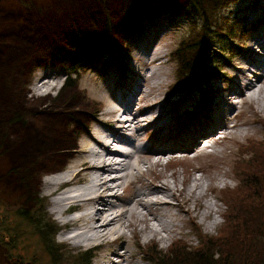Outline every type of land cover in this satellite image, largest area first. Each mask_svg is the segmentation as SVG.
Masks as SVG:
<instances>
[{
  "label": "rangeland",
  "instance_id": "1",
  "mask_svg": "<svg viewBox=\"0 0 264 264\" xmlns=\"http://www.w3.org/2000/svg\"><path fill=\"white\" fill-rule=\"evenodd\" d=\"M51 1L0 0V18H17L21 13L26 12L29 7L35 6L36 9L37 7L45 8ZM68 2L74 1L69 0ZM147 3L145 2L146 6L134 15L137 20L143 22L142 29H136L138 36H135L136 32L131 33L123 41V46H126L129 52L126 63L130 69L127 71L125 78L122 79L123 86L118 84V66L114 61L108 65H103V61L100 60L94 63L93 67L85 69L83 72L79 71L78 75H73L77 78L78 90L85 95V97H79V99H82L81 102L83 100L87 102L91 100L98 101L100 107L103 108V112H100V115L94 121H89L91 129L89 128L88 132L93 131L92 125L95 128L102 129L104 132L106 128L121 130L119 124L115 121V117L109 115L110 112H107L113 103L120 108V111L122 110V119L129 118L131 120L136 116L134 119L136 120V126L133 124L129 132L125 134L130 136L131 139H137L142 142L143 150H140V156L145 162H141L139 166L149 170L144 172L145 174L143 173L132 187L125 189V194L120 195L123 200L130 198L133 188L146 190V185H150L149 181L157 183L158 180L163 179H167L170 184H176L178 188L184 186L183 192L185 193V189L193 176L201 178L202 190H205L208 184H211L210 186L216 185V189L230 186V191L228 192L230 193L240 183L238 175L240 168L237 167L238 160L242 159L241 156L247 157L250 153H253L254 149L251 143L253 144L254 141L258 143V141L264 140V122H260V119L264 121V110H261L258 102L249 104L244 101V97L239 91V88L243 86L241 77L246 76L248 79L255 81L258 89L261 90L259 93L264 94V79L261 82L257 80L260 75L264 76V63L262 62L263 64L260 65L258 62L262 59L264 60V43L263 45L257 43L259 39L264 40V21L257 24L264 17V0H239L229 5L224 10V13L229 17V24L234 25L233 33L236 36L241 34V30L244 27L258 26L253 27L242 40L228 36L222 40L218 36V42L211 49V62L215 66L219 65L221 73L230 77V79H227L223 75V77L213 79L211 82L213 93L211 91L210 108L205 120H203V126L212 129L207 135L210 134L213 139H217L215 135L217 131L215 132V130H220V127L227 126L226 130L230 137L223 140L220 139L221 141L215 144L217 148H222L217 156H195L193 148L199 144L195 142V137L199 132L200 125L194 128V132L192 130L193 127L191 130L188 127L175 129V124L170 118L172 114H169L170 109L172 110L176 101L186 91L181 89L180 82L178 83V64L172 53L181 40L189 35L192 20H201L198 9L193 6L191 1L189 4V0H179L178 2L156 0ZM100 15L102 16L101 19L97 16V20L103 19V14ZM92 17L89 13L82 15V24L92 21ZM63 19V17H59L56 18V21ZM19 21L17 19V22ZM3 23L4 21L0 20V35L7 34V42H15L14 36L16 32L4 28L2 26ZM101 25V23H98L95 29H102ZM87 27L89 31L94 28L92 24H88ZM110 30L112 31L111 28ZM43 39L44 42L41 45L38 42L28 51L16 55L13 70L6 72L7 68H4L0 76L1 80H11L8 83L9 86L14 85L13 77L20 81L21 86H23L21 88L26 92L25 99L27 100L28 97L34 108L36 107V98H44L48 94L56 95L67 76V71L59 63L57 55L52 53L47 41L48 39L52 40L53 37H49V34H47L43 36ZM8 47L9 45H5L0 48V54H4ZM159 48H161L159 55H162L153 60L152 56ZM241 48L244 50L242 51ZM247 52L250 53L247 55ZM66 57L67 59L72 58L71 55ZM45 59L48 64L44 67H37V64ZM253 61L257 62L253 64ZM153 72L156 76L160 75L158 80L161 83L158 86L153 85V82L157 81L151 78ZM10 76L12 77L8 78ZM60 78L64 80L58 86L56 82ZM240 79L242 80V85L236 82H240ZM47 80L55 83L49 89L42 85ZM39 84L42 91L37 92L35 86ZM14 90L18 92L21 89L15 86ZM231 94H233L232 98L234 99L233 102H235L233 107L229 106L231 105V100H233L231 97L227 99L228 103H224L225 97L231 96ZM192 96L196 100L201 98L199 90L197 91L196 89L193 90ZM256 97H258V94ZM257 99L260 100L259 98ZM126 101H128V104L125 106L124 103ZM261 102L264 104V100ZM193 104L194 100L190 98L187 106L192 108ZM71 111L72 109H69L64 112L71 114ZM232 115H236L235 118H231V120L225 119L226 116ZM72 121L74 120L72 119ZM74 122L68 123L71 128L75 126ZM206 122L209 124L206 125ZM233 124H236L234 128L231 127ZM159 129H162V131L156 136L155 132ZM237 130L241 134H235ZM181 139L183 141H180ZM247 143L250 145L251 152L239 151L240 146L242 145L241 147H243ZM144 145L148 147L144 148ZM169 145L175 146L176 150L172 154L178 153L175 155V158L178 159L171 162V159L166 156L162 160V165L150 167V160L146 161L149 159L150 150L156 147H168ZM112 147L115 148L116 146L112 145ZM0 154V264H53L50 255L43 247L39 234L36 233L28 220L20 215V208L23 206L26 194L20 189L17 190L18 188H16L14 183L6 181L3 174L8 170L10 171L13 165L9 159L10 156L6 154V149L2 146H0ZM75 158H70L65 168H70ZM146 165L150 168H147ZM196 166L203 167V172L193 173ZM219 167H221V171ZM222 170H225L227 174L221 176ZM45 177L46 174L43 173L40 196L41 198L43 197L45 202V212L58 225L55 238L59 247L63 248L61 254H59L58 264H79L75 258L83 250L91 251L93 256L90 264H103V261L109 259L108 254L114 251L116 247L117 251L126 254L129 264H133L136 261L140 264H156V261L150 258V255L148 259L143 249L146 251L149 246L156 244L159 246H157V251L163 253L158 256L167 257L164 254H167L170 244L175 239L188 241L189 247L198 245L201 242L199 238L200 231L210 235L218 234L221 225H224V215L228 210L226 202L223 200V193L227 190L220 192V190L209 188L208 195L211 199H205L214 208L211 215L203 218L202 213L204 210L202 206L198 216H196L195 211L192 210V203L189 204L190 213H186L183 209L177 207H165L161 223L153 220L152 225L150 224L153 228L159 230L158 236H155L152 241V237L145 238L141 235L137 237L131 226H128L125 227L124 237L114 243H104L98 247H92L91 244L76 245L72 235L79 229L64 225L62 218L64 219V217L71 215L73 211L78 209H75L76 207L71 208L68 212L62 214L61 217L58 216L52 208L53 197L44 191L45 180H42ZM122 190L123 188L121 187L118 189L120 194ZM234 195L239 199L240 194L238 192ZM148 215L150 216V213ZM213 220L215 222L211 224ZM141 226L145 227L144 224H141ZM166 228L170 230H166ZM62 235H65L66 239ZM138 242L142 245V248ZM135 254L136 261H134ZM115 259L121 260L119 257H115ZM122 262L125 263L126 261Z\"/></svg>",
  "mask_w": 264,
  "mask_h": 264
},
{
  "label": "trees",
  "instance_id": "2",
  "mask_svg": "<svg viewBox=\"0 0 264 264\" xmlns=\"http://www.w3.org/2000/svg\"><path fill=\"white\" fill-rule=\"evenodd\" d=\"M68 1L52 0L45 8L29 7L17 18H0L4 21V28L16 32L15 42L10 43L7 42V34L0 35V48L9 45L6 52L0 54V76L4 68H7L6 72L13 70L16 55L28 51L38 42L41 45L44 42L43 36L47 34L53 37L47 40L52 53L57 55L59 63L68 72L56 95L36 98L35 108L28 97L25 99L26 92L21 88L23 86L20 81L13 77L14 85L9 86L11 80L0 79V146L6 149L13 165L3 175L7 182L15 184L17 190L25 192L20 215L39 234L53 264H58L63 248L56 241L58 225L45 212V202L39 188L42 174L62 167L66 154L58 150L57 146L38 147V140L43 132H48L65 144L75 141L76 133L73 132L86 126L90 120V111L97 110L100 105L96 101L85 100L83 106L76 105V102L82 100L79 97L84 94L78 90V81L73 75H78L79 71L83 72L86 67L102 60L103 65L114 61L124 76L128 71L126 59L129 52L123 46V41L135 33L136 29L141 30L143 27V22L134 15L146 6L145 2L156 0ZM190 1L197 7L201 20H192L189 35L181 40L172 55L178 64V83L181 89L199 90L201 98L184 123L200 119L201 113L209 110L211 82L223 77L220 66L211 62V49L218 42V36L222 40L226 36L242 40L250 30L244 27L241 34L236 36L233 33L234 25L229 24V17L224 13L229 5L239 0H189V4ZM85 13L93 16L92 21L82 24V15ZM100 14H103L102 20ZM59 17L64 19L57 22L56 18ZM17 19L20 21L17 22ZM98 23L102 24V29H95ZM88 24L93 25V30L89 31ZM137 35L138 31L135 33ZM112 48H116L119 53L116 60ZM67 55L72 58L67 59ZM46 64L48 62L45 59L37 67ZM15 86L21 90L15 91ZM69 109H72L71 114L64 112ZM70 121L75 125L71 130L66 126L71 124ZM20 138L34 141L33 150L19 149ZM251 146L254 154L250 153L237 162L240 168L239 185L230 193V190H224L223 198L228 210L218 234L210 235L200 231L201 242L193 247H189L184 239L175 240L170 244L167 254H164L167 257L158 256L163 253L157 251V245L149 246L145 252L156 264H264V140L258 143L254 141ZM239 151L251 152L250 145L244 144ZM237 192L240 194L239 199L234 195ZM92 256L90 250H83L75 259L79 264H90Z\"/></svg>",
  "mask_w": 264,
  "mask_h": 264
},
{
  "label": "bare ground",
  "instance_id": "3",
  "mask_svg": "<svg viewBox=\"0 0 264 264\" xmlns=\"http://www.w3.org/2000/svg\"><path fill=\"white\" fill-rule=\"evenodd\" d=\"M257 43L263 45L264 40L259 39ZM160 52L161 48L157 49L152 59L155 60L161 56L162 54L159 55ZM256 62L257 61H253V64ZM258 62L262 65L264 60L262 59ZM151 78L157 80L153 82L154 86H158L161 83V81L158 80L160 75L156 76L153 72ZM241 79L243 80V86L239 88V91L244 97L243 100L249 104L258 102L261 110H264V104L261 102L264 100V94L259 93L261 90L258 89L255 81L248 79L246 76L241 77ZM241 79L239 83H241ZM263 79L264 76L260 75L257 80L261 82ZM63 80V78H60L56 84L59 86ZM51 82V80H47L43 82L42 85L49 89L52 84H55ZM237 83H235V85H237ZM35 90L40 92V84L35 86ZM234 91L237 93L236 90ZM257 94L258 97H256ZM232 95L233 94L225 97L224 103H228L227 99L233 97ZM83 97H85V95H83ZM84 103L85 102H76V105L83 106ZM127 104L128 101L124 103L125 106ZM233 105L234 102L231 100L230 106ZM102 109L103 108L100 107L97 110L90 111L89 119L94 121V119L100 115V112H103ZM82 110L84 111V109ZM107 112H110L109 115L115 117V121L119 124L121 130L118 131L115 128H106L104 132L102 129L95 128L92 125L93 131L91 130L88 132V127L91 129L88 122L86 126L75 132V141L70 144L61 142L57 137L50 135L48 132H43L42 137L38 140V147L46 148L50 145L57 146L56 148H59L58 150L66 154L64 165L60 168L58 167L56 170L45 172L46 177L42 181L45 180L44 191L53 197L52 208L58 216L61 217L62 214H65L71 208L76 207L75 209H78L77 211H73L75 210L73 209L71 215L64 217V219L62 218L64 225H70L75 229H79L72 235L76 245L91 244L94 246L104 243H114L116 240L124 237L125 227L128 226H131L137 237L138 235L145 238L152 237V241L155 236H158L159 230L153 228L151 223L153 220H157L161 223L163 209L165 207H177L183 209L186 213H190L191 209L189 204L192 203V210L195 211L196 216H198L202 206L204 210L202 217L204 218L211 215L214 208L208 203L207 199H211L208 195V191L209 188L216 189V185L210 186L211 184H208L207 188L202 190L201 178L198 176L192 177L189 185H187V190L185 189V193L183 192L184 186L178 188L176 184H170L167 179H163L158 180L157 183L149 181L150 185H146V190L133 188L130 198L123 200L120 195H124L125 193L120 194L118 189L120 187L123 188L125 185L126 187H132L137 179L149 169L145 170L139 166L141 162H145L140 156V150H143L142 142L137 139H131L130 136L125 134L129 132L133 124L136 126V120H134L136 116L131 120L129 118L122 119L121 116L123 112L122 110L120 111V108L115 106L114 103ZM231 118H234V115L226 116L225 119L231 120ZM261 121L263 120L260 119V122ZM235 125L236 124H234L233 128ZM66 126L71 130L69 124ZM226 128L223 129V127H220L219 134H221V137L228 134ZM208 133L209 132H203L198 134L199 136H206H204L202 142H199V144L193 148L195 150V156H217L218 152L221 151L222 148H217L215 145L217 142L221 141L220 138L213 139L210 134L207 135ZM235 134H241V132L237 130ZM19 141V149L24 151L29 149L33 150L32 146L34 145V141L27 138H20ZM196 142H198V140ZM112 145H115L116 149L113 148ZM147 147L148 146L144 145V148ZM174 150H176L175 146L152 148L150 150L149 159L146 161L150 160V167L162 165V160L166 156L171 159V162H174L178 159L175 158V155L178 153L172 154ZM242 157L243 156H241V158ZM70 158H75V161L70 168H65ZM150 167L147 166V168ZM219 168L221 171V167ZM203 169L204 168L201 166H196L193 173L203 172ZM226 174L225 170H222L220 173L221 176ZM216 190H230V186H225ZM149 213L150 216L148 215ZM214 222L213 220L211 224ZM141 224H144L145 227H142ZM166 230L170 229L166 228ZM62 237L66 239L65 235H62ZM175 240H173L172 243ZM138 244L142 248L139 242ZM143 252L147 254L144 249ZM125 255L126 254L117 251L116 247L114 251L108 254L109 259L103 261V264H129V260ZM134 256V261H136V254ZM147 256L149 259L148 254ZM115 257H119L121 260L115 259ZM122 261L126 262L123 263ZM133 264L140 263L136 261Z\"/></svg>",
  "mask_w": 264,
  "mask_h": 264
}]
</instances>
